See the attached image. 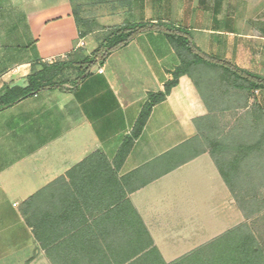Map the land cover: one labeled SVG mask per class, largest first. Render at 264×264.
<instances>
[{"label": "crops", "instance_id": "crops-1", "mask_svg": "<svg viewBox=\"0 0 264 264\" xmlns=\"http://www.w3.org/2000/svg\"><path fill=\"white\" fill-rule=\"evenodd\" d=\"M11 4L22 11L30 38L24 45L27 53L1 68L21 70L20 79L13 74L22 81L17 85L25 84L33 60L63 59L80 39L92 50L99 26L141 21L186 28L206 54L264 73V0ZM75 11L92 21L82 38ZM132 45L135 54H126ZM114 55L117 65L110 64ZM177 64L164 35L144 32L69 91L43 90L0 110V264H171L244 221L208 151L183 163H177L176 154L157 160L146 173L160 175L126 193L128 203L113 201L116 190L104 193L108 187L80 182V170L72 169L96 149L111 160L146 93L161 90ZM254 96L264 105V90ZM207 112L191 78L179 77L165 99L153 105L118 176L193 138L194 120ZM169 166L175 167L163 171ZM216 207L223 208L222 227L215 225ZM26 216L38 224L37 236Z\"/></svg>", "mask_w": 264, "mask_h": 264}, {"label": "trees", "instance_id": "trees-1", "mask_svg": "<svg viewBox=\"0 0 264 264\" xmlns=\"http://www.w3.org/2000/svg\"><path fill=\"white\" fill-rule=\"evenodd\" d=\"M74 18L80 26L79 37L82 38L91 31L92 21L81 17L77 11ZM105 29L106 33L88 54L84 53L82 46H78L65 58L56 59L52 63L33 60L24 85L4 83L0 87V110L43 90L69 91L95 65H101L109 54L126 46L137 35L152 31L161 33L178 60L170 72L171 78L164 82L161 90L146 93L130 131L122 137L111 160L101 149H96L72 169L80 170V182L108 187L107 190L100 189L104 193L116 190L113 201L124 200L128 203L126 193L160 175L158 172L146 173L157 160L174 157L176 154L177 163H183L208 151L245 220L171 264H264V234L255 233L247 222L251 217H258L264 212V192H258L257 186L251 183L256 176H264V105L254 96V91L264 90V73L240 68L206 54L194 43L190 30L171 22H130ZM67 69L76 72L70 87L64 85L68 82L64 77ZM182 75L191 78L208 109L205 116L194 120L196 135L118 176V170L140 135L153 105L165 99ZM205 89L208 95L203 93ZM226 112L231 119L221 125V118H224ZM175 166L166 167L163 171ZM67 174H71V170ZM242 181L253 186L244 188ZM110 187L113 189L109 190ZM30 200L31 197L25 202ZM135 215L139 219L136 211ZM26 222L37 236L38 224L29 216H26Z\"/></svg>", "mask_w": 264, "mask_h": 264}, {"label": "rangeland", "instance_id": "rangeland-1", "mask_svg": "<svg viewBox=\"0 0 264 264\" xmlns=\"http://www.w3.org/2000/svg\"><path fill=\"white\" fill-rule=\"evenodd\" d=\"M12 7L13 5L11 4V0H0V69L5 65H11L13 61L20 59L22 55L26 54L27 52L26 49L24 48L25 47L24 45L28 42V40H30L27 32L26 20L24 18L22 11H19L17 9L14 10ZM97 17H101V16H97ZM104 20H105L104 18L100 19V21L102 22H104ZM98 30L99 31L96 33L97 37H101L103 34L106 33V29L101 28L100 26L98 27ZM82 48L84 53L86 54H88L91 51L90 46L87 44H84ZM135 52H136V48H134V45H132L130 48H128L125 51V53L128 55L130 54L134 55ZM116 56L118 55H114V57L111 58L110 60L111 65H117V63H115L117 58ZM15 67L16 66H10V67L8 66V68H6L5 70L1 69L0 81L7 82V84L22 83V81L16 79L17 77L13 75V74H17L19 76V79L21 78V75H19L21 74V70L15 73L12 72L15 69ZM75 76H76V72L74 69L65 70L64 77L68 80V82L65 83L64 85L66 87L71 86V82L73 81ZM225 114L226 115L224 116V118H221V122H222L221 125H223L225 122L231 119L229 113L226 112ZM263 177L258 178V176H256V178H254L251 182L252 184L257 186L256 188L260 193L264 192ZM248 184L242 181V185L244 188L253 186ZM222 209L223 208H217V207L215 208L214 219H215L216 227L217 226L222 227L223 225H226V219L224 218V214L222 215V211H223ZM234 209H238L236 203L234 205ZM234 209L232 207V211L230 215L231 224L235 222ZM260 214L261 215H259L258 217L255 216L251 217L250 219L247 220V222L250 223L255 233L263 235L264 212ZM210 217L212 216L209 215V219ZM243 220H245L244 217Z\"/></svg>", "mask_w": 264, "mask_h": 264}, {"label": "built area", "instance_id": "built-area-1", "mask_svg": "<svg viewBox=\"0 0 264 264\" xmlns=\"http://www.w3.org/2000/svg\"><path fill=\"white\" fill-rule=\"evenodd\" d=\"M84 45V42L80 39L79 40V42H78V44H77V47L78 46H83ZM46 62H48V63H52V62H54L55 60L54 59H46L45 60ZM2 86V81H0V87Z\"/></svg>", "mask_w": 264, "mask_h": 264}]
</instances>
